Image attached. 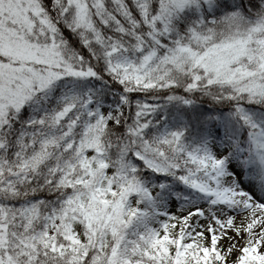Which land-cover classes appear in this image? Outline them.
<instances>
[{
  "label": "snow or ice",
  "instance_id": "1",
  "mask_svg": "<svg viewBox=\"0 0 264 264\" xmlns=\"http://www.w3.org/2000/svg\"><path fill=\"white\" fill-rule=\"evenodd\" d=\"M0 264H264V0H0Z\"/></svg>",
  "mask_w": 264,
  "mask_h": 264
}]
</instances>
